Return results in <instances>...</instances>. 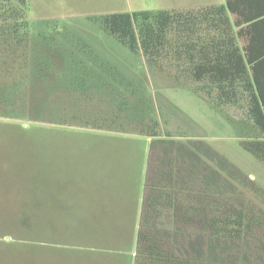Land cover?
Here are the masks:
<instances>
[{
  "label": "trees",
  "instance_id": "16d2710c",
  "mask_svg": "<svg viewBox=\"0 0 264 264\" xmlns=\"http://www.w3.org/2000/svg\"><path fill=\"white\" fill-rule=\"evenodd\" d=\"M245 1L224 0L197 10L94 15L87 20L105 38L142 57L171 87L195 85L216 108L244 101L246 116L262 139L240 144L264 165V8L245 13L250 9ZM28 9L29 0H0V114L144 137L153 139L154 147L167 145L163 143L170 140H160L162 127L150 91L128 77L105 47L60 33H38V45L52 48V56L41 54V49L34 56ZM56 64L61 68L52 78ZM169 144L175 146L169 169L155 171L156 180L145 187L137 231L130 227L131 238L135 232L132 263L264 264V190L218 156L205 158L185 145V157L178 153L181 144ZM2 184L9 187L0 189L5 195L2 199L0 194V248L28 250L39 255L41 264H125L124 255L104 248L70 263L62 257L68 249L33 238L38 236L35 229L50 226L54 235L61 231L53 223L39 225L25 216L17 197L18 190L25 192V184ZM4 199L7 207L2 206ZM23 218L31 222L30 233L20 225ZM96 234L87 231V245L104 247L105 242L92 238ZM6 237L13 241L6 242ZM0 254L5 255L0 264H14L24 253Z\"/></svg>",
  "mask_w": 264,
  "mask_h": 264
},
{
  "label": "rangeland",
  "instance_id": "374dc122",
  "mask_svg": "<svg viewBox=\"0 0 264 264\" xmlns=\"http://www.w3.org/2000/svg\"><path fill=\"white\" fill-rule=\"evenodd\" d=\"M45 1L29 0L27 20L34 38L31 45L34 56L38 54V49L42 50L41 54L52 56V48L43 50L42 45H38L41 41L36 37L38 33L45 36L60 33L61 36L64 34L93 46L105 47L127 69L128 77L140 80L150 91L162 127L160 140H170L163 144H181L178 153L185 157L188 156L185 145L195 148L205 158L218 156L264 190V165L244 151L240 144L262 139L246 116L244 101L237 106L216 108L195 85L187 88L171 87L170 81L163 80V74H153L148 69L142 57L133 56L113 38H105L98 27L87 20L86 15L197 10L210 5H222L224 0H106L93 4V7L77 4L54 8ZM60 68L61 65L56 64L50 73L52 78ZM170 72L173 73L172 70ZM6 117L10 116L0 114V189L9 187L1 185L2 181L25 184V198L20 196L23 190L17 191L25 216L39 225L53 223L61 231L54 235L50 226L35 229L38 236L33 238L68 249L62 257L70 263L74 262V258L88 254V251H96L98 247L87 245V231L101 233L108 231V226L84 224L81 217L83 207L94 200L95 194L89 192L91 186L111 183L114 175L111 166L120 164L124 184L133 185L137 196L141 198L149 144L153 140ZM21 128L24 130L21 131ZM165 134L170 135L169 139ZM157 151L159 158L149 162L151 165L153 162L156 164L157 171L169 169L167 163L172 157L170 146ZM118 156L121 158L119 162L116 160ZM127 179L129 181L126 182ZM0 194L3 199L4 193L0 191ZM2 206L7 207V199L2 201ZM20 225L24 231L31 232L32 225L28 219L23 218ZM4 239L6 242L13 241L10 237ZM55 239L62 240V244H57ZM133 247L135 242L131 249ZM2 248L0 253H24L19 255L22 259L14 264H41L39 255L31 254L28 250L23 251L19 247L18 251L9 252ZM130 253L122 258L125 264H132ZM4 256L0 254V258ZM85 263L90 264L91 261Z\"/></svg>",
  "mask_w": 264,
  "mask_h": 264
},
{
  "label": "crops",
  "instance_id": "0c3cea01",
  "mask_svg": "<svg viewBox=\"0 0 264 264\" xmlns=\"http://www.w3.org/2000/svg\"><path fill=\"white\" fill-rule=\"evenodd\" d=\"M72 1L73 2L61 3L59 0H46L45 3L49 2L50 4H52L50 6H52L53 8L61 5H67L68 7L72 5L75 6L77 4L85 7H93V4L106 0ZM246 2H249L248 8L250 9L247 10L245 13L250 12L251 14H254L256 11H260V9L264 8V0H246L245 4ZM86 15L94 16L103 14ZM148 140L152 141L153 139ZM168 145L171 149V156H173L175 146L170 144ZM168 145H157L154 147L152 146V144H149L148 163L144 181V190L141 198L137 196L136 188L134 189L133 185H129V183L124 184L123 176L120 175V172L122 171V166L120 164L111 166V170L114 175L118 172V175H112L111 183H105L103 185L95 184L91 186V190H89V192L95 194L94 200L88 203L87 207H83V214L81 217L84 220V224L108 226V231L101 233L98 232V235L96 234V236H92L93 239H97L100 242H105V244H103L104 247L100 245L98 246V248H104L109 251L114 250L116 255H125L126 253L131 252V257H134L135 248L133 247V249H130V246L132 248L130 242H133L135 240V232L137 231V227L141 221L142 202L144 198L145 187L147 184H153L156 180V164L153 162L151 165L149 161L151 159L153 160L159 158L157 150H159L161 147L165 149ZM120 159V156H118V159L116 160H118L119 162ZM127 181L129 180L127 179L126 182ZM131 226H135V232L132 235V238L130 229ZM129 249L130 251H128Z\"/></svg>",
  "mask_w": 264,
  "mask_h": 264
}]
</instances>
